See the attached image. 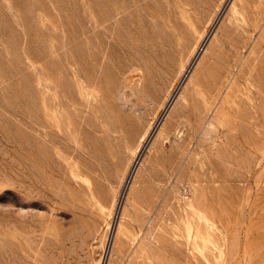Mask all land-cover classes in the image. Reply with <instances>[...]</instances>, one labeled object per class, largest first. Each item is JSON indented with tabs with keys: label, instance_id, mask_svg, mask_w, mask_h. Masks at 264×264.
<instances>
[{
	"label": "rangeland",
	"instance_id": "1",
	"mask_svg": "<svg viewBox=\"0 0 264 264\" xmlns=\"http://www.w3.org/2000/svg\"><path fill=\"white\" fill-rule=\"evenodd\" d=\"M93 2L0 0V264H264V0H151L107 58ZM46 98L77 138L30 188Z\"/></svg>",
	"mask_w": 264,
	"mask_h": 264
},
{
	"label": "bare ground",
	"instance_id": "2",
	"mask_svg": "<svg viewBox=\"0 0 264 264\" xmlns=\"http://www.w3.org/2000/svg\"><path fill=\"white\" fill-rule=\"evenodd\" d=\"M255 1L260 2V0H254L253 6L255 5V3H257ZM105 2H106L107 8L110 10L109 11L110 14L107 15L106 19L108 22L106 23L104 21L102 29L98 28L99 27L98 18H97L98 17V7H97L98 3L93 2L91 5L92 12H93V16H92L93 21H92V28H91V34H90V42H91L92 50L100 54L99 57L107 58L108 49L110 46H115L119 50L125 49L122 42L119 40V38H117L118 34H120L121 36L123 34H127L128 36L132 35L134 37L136 36V34L138 33V29H139V26H138L139 19L147 18L148 14H151V12L146 8V4L148 2H151V0H105ZM247 7L249 9L248 13L250 14H252L253 12H258V10L255 7H252V6H247ZM242 11L243 12H240L242 15L241 18L243 20L245 19L246 20L245 22L247 23L248 21L247 16H249V14L246 13L243 8H242ZM250 18L253 20V22L256 23L255 28H259L261 29V32H264V26H262L264 22H260L261 20L258 21V18H254L253 15H251V17L249 16V19ZM249 24L251 25L252 23H249ZM245 25H243L244 29L247 28ZM258 47L261 49H264V46L262 45L261 46L259 45ZM254 48H253L254 49L253 51L257 49V46H254ZM199 54L200 53L197 52L196 56H198ZM61 70L62 72H64V74L67 73V69L65 67H63ZM75 73L77 75V79L80 80L81 78H80L79 71L76 70ZM87 80L89 83H91V79H87ZM81 82L79 83L80 85H81ZM46 86H49V82L48 83L46 82ZM260 92H264V90L260 88ZM61 104H62L61 101H56L55 103H51L46 98L45 111L43 112L44 114H43V117L41 118V122H40L41 128L39 130V134H40L39 137H40L42 146L37 149L36 148L37 146L35 147L36 144H34L32 140H30V142H28V144L25 146L24 150L28 157L26 161L27 160L28 161L24 162V164L26 165L28 163L25 167L27 169L26 171H24L25 169L24 164L21 166L24 169L20 168L19 166H18V169L20 168L19 170L22 169L24 172L28 173V175L27 174L23 175L25 176L24 177L25 179H22V181L23 180L26 181L25 184L28 183L26 187L29 186L30 188L32 187V188H39V189L49 188L51 183L48 180V178L52 177V175H56L58 171L60 170H63L65 172L68 165L60 161L59 159H55L54 157H52L51 152H50L51 150L52 151L54 150L55 154L56 153L74 154V152L69 150L68 147L65 145V141L67 139H70L71 137L73 138V140L77 138L76 131L71 128V122L67 121L68 120L67 118L65 120L62 119V116L60 114L61 106H62ZM85 105H86L85 107L88 109L91 103L89 104V102H85ZM87 109H82V110L84 111ZM39 149L40 151H38ZM41 150H42V153H40ZM43 150L46 151V154L44 153ZM15 167H17L16 164H15ZM15 167H14V170H15ZM37 167L40 171V174L44 176V178H38L39 180H37L36 179L37 177L35 176V173L39 172V171H36ZM14 172H17V171H14ZM17 173H14V174H17ZM25 184H22V185L24 186Z\"/></svg>",
	"mask_w": 264,
	"mask_h": 264
}]
</instances>
